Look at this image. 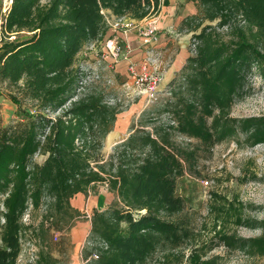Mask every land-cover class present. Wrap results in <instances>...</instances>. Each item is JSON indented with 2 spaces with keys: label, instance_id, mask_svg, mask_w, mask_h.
Wrapping results in <instances>:
<instances>
[{
  "label": "trees",
  "instance_id": "trees-1",
  "mask_svg": "<svg viewBox=\"0 0 264 264\" xmlns=\"http://www.w3.org/2000/svg\"><path fill=\"white\" fill-rule=\"evenodd\" d=\"M192 1L198 13L179 23L181 30L200 29L190 55L163 98L141 112L107 157L104 142L123 110L97 91L79 97L85 78L79 55L113 36L108 15L140 21L158 14L168 0L11 1L0 20V83L18 88L35 110L22 109L12 96L17 119L3 126L0 112V264H18L30 208L47 203L67 213L77 194L97 184L119 201L93 210L85 264H214L197 244L183 252L196 234L177 186L185 173L199 176L201 158L218 143L239 135L250 146L264 143V113L231 115L249 93V76L257 75L264 86V0ZM206 20L218 23L203 26ZM218 28L231 36L224 38ZM22 31L29 36L10 38ZM42 154L46 158L36 162ZM220 210L222 220L229 217ZM235 217L261 237L220 230L218 237L231 248L264 256V221ZM57 262L46 254L38 258L40 264Z\"/></svg>",
  "mask_w": 264,
  "mask_h": 264
},
{
  "label": "rangeland",
  "instance_id": "rangeland-1",
  "mask_svg": "<svg viewBox=\"0 0 264 264\" xmlns=\"http://www.w3.org/2000/svg\"><path fill=\"white\" fill-rule=\"evenodd\" d=\"M48 1L43 0V3ZM5 8L3 0H0V20L5 13ZM196 9L194 14L198 13L197 4ZM158 14L147 17L143 24L136 21V25L146 27L148 22L156 19ZM196 22L194 20L193 25ZM217 23L218 20H206L203 26L210 24L216 26ZM179 25L174 31L188 36L186 38L187 49L191 50L190 42L193 34L198 33L200 29L181 30ZM217 31L221 32L224 38L228 39L231 36L227 33V28L222 30L218 28ZM28 36V32L22 31L12 34L10 38L22 40ZM156 43L148 44L153 46ZM176 47L178 45L170 52L160 50L150 53L151 58L147 62L151 69L160 75L161 82L162 72L177 54ZM107 56L104 40L86 47L80 53L77 63L83 66L85 78L79 97L89 91H97L102 94L107 103L120 106L123 111L118 115V120L120 118L118 128L119 126L122 128L121 123L124 119L126 128L118 139L123 140L130 135V127L138 122L141 112L156 101H149L142 88L134 84L129 65L116 69L117 63ZM124 56H126L125 53L119 60L122 61ZM134 62L139 61L134 60ZM248 80L249 93L233 105L231 109L233 117L245 118L260 116L264 113L262 79L252 74ZM166 86L167 84L160 87L159 100L163 98L162 91ZM0 92L3 126L9 125L17 119L19 114L18 105L12 101V96L17 97L22 104V109L35 110L34 103L21 98L18 88L0 83ZM115 136L116 133L109 134L104 142L103 154L106 157L119 143L113 141ZM178 140L183 141V138L179 137ZM204 155L200 162L199 176L185 173L178 181L177 192L186 201L187 211L193 214L196 234V241L186 246L183 252L186 255L191 246L197 244V247L201 248V254L206 253L214 264H264V256L247 252L241 248H231L221 241L218 233L216 234L220 230L223 234L235 235L243 239L261 237L262 232L259 229L241 226L235 216L240 215L241 220L264 221V143L250 146L244 136L239 135L229 141L216 144L210 154ZM45 158L44 154L37 155L35 161L42 163ZM205 181L209 183L206 184ZM2 200L0 196V210L3 209ZM118 201L117 195L110 192L107 186L97 184L91 187L86 195H76L71 200L72 208L68 209L67 213H56L47 207V203L39 209L30 208L23 218L26 230L22 237L23 250L18 264H40L38 258L41 254L58 259L57 263L52 264H85L83 255L90 247L88 235L91 230L93 210H104L110 205L117 204ZM219 208L220 211L229 212V217L222 220L220 216H223V213L219 216ZM217 219L220 223L216 222ZM2 221L0 214V225Z\"/></svg>",
  "mask_w": 264,
  "mask_h": 264
},
{
  "label": "crops",
  "instance_id": "crops-1",
  "mask_svg": "<svg viewBox=\"0 0 264 264\" xmlns=\"http://www.w3.org/2000/svg\"><path fill=\"white\" fill-rule=\"evenodd\" d=\"M196 10V3H194L192 0H168V4L162 6L158 16L155 19L157 21L160 39L153 46L145 44L140 36H138L134 31L129 34L118 32L117 35L121 37L122 53H125L126 56H124L122 61H120V59L115 62L117 63L115 65L116 69L118 67L122 68L125 65L128 66L129 62H133L134 60L139 62L147 61L149 58H151L150 53L153 51L158 52L162 50L164 52H170L175 46L178 45V47H176V56L162 72L161 87L168 84L175 74L180 71L186 58L190 55V52L187 49L188 43L186 41L188 36L186 34H181V32H175L174 29H176L184 17L187 15H193ZM108 16L111 17L112 15ZM146 20L147 19H143L139 22L143 24L146 22ZM110 33L114 34L112 31H110L108 34ZM107 58L111 59L109 55ZM119 121L120 118L119 120L117 119L113 130L109 133L110 135L116 133V136L113 139L114 142H120V140H122H119L118 138L126 128V120L124 119L121 123L122 128H120V126L118 128Z\"/></svg>",
  "mask_w": 264,
  "mask_h": 264
},
{
  "label": "built area",
  "instance_id": "built-area-1",
  "mask_svg": "<svg viewBox=\"0 0 264 264\" xmlns=\"http://www.w3.org/2000/svg\"><path fill=\"white\" fill-rule=\"evenodd\" d=\"M12 0H3L5 7L11 3ZM8 4V5H7ZM6 8L4 11L6 12ZM147 19V18H146ZM107 22L109 29L114 33L113 36L108 37L104 40V48L106 53L117 62L122 57V45L121 37L117 35L118 32L123 34H129L134 31L145 44L156 43L159 41V31L157 21L154 19L149 21L146 27H139L136 25V20L130 19L128 17H107ZM135 28H138L135 30ZM130 72L132 74V79L134 84L142 88L144 94L147 96L149 101H157L158 94L161 87V77L150 67L147 61L143 62H129ZM208 184V181H205Z\"/></svg>",
  "mask_w": 264,
  "mask_h": 264
}]
</instances>
